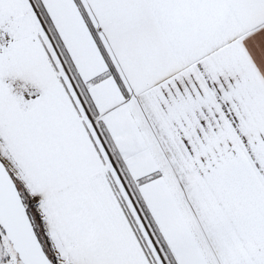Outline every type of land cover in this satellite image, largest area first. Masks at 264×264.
<instances>
[{
  "label": "snow or ice",
  "instance_id": "6c2138e0",
  "mask_svg": "<svg viewBox=\"0 0 264 264\" xmlns=\"http://www.w3.org/2000/svg\"><path fill=\"white\" fill-rule=\"evenodd\" d=\"M0 264H264V0H0Z\"/></svg>",
  "mask_w": 264,
  "mask_h": 264
}]
</instances>
